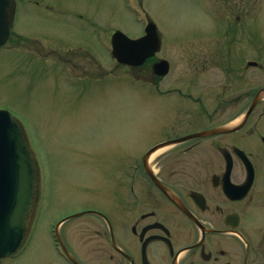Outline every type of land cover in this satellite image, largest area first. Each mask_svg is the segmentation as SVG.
Listing matches in <instances>:
<instances>
[{
	"label": "rangeland",
	"instance_id": "rangeland-1",
	"mask_svg": "<svg viewBox=\"0 0 264 264\" xmlns=\"http://www.w3.org/2000/svg\"><path fill=\"white\" fill-rule=\"evenodd\" d=\"M12 1L14 37L0 50V109L20 123L40 178L25 250L2 264H69L54 246L53 224L86 211L115 221V178L129 188L145 151L179 129L172 107L179 96L208 94L202 88L210 79L224 78V69L200 62L212 60L213 51L223 55L227 28L241 25L251 42L264 45V0ZM76 12L85 20L76 21ZM147 16L164 44L156 58L171 64L159 82L151 63L131 69L110 56L113 30L143 35ZM104 230L92 215L62 228L70 250L83 258L95 256Z\"/></svg>",
	"mask_w": 264,
	"mask_h": 264
},
{
	"label": "flooded vegetation",
	"instance_id": "flooded-vegetation-1",
	"mask_svg": "<svg viewBox=\"0 0 264 264\" xmlns=\"http://www.w3.org/2000/svg\"><path fill=\"white\" fill-rule=\"evenodd\" d=\"M74 15L85 20L82 13ZM226 33L223 55L213 51L212 60L200 62V68L224 69V78L210 79L202 88L208 94L179 96L181 102L172 105L179 129L147 149L138 171L129 174V188L116 175L115 221L106 212L93 214L105 228L98 232L94 257L73 253L61 230L70 254L63 255L66 262L264 264V45L253 33L251 42L241 25ZM156 62L155 57L151 66ZM219 129L227 131L189 138ZM165 142L173 145L154 152Z\"/></svg>",
	"mask_w": 264,
	"mask_h": 264
},
{
	"label": "water",
	"instance_id": "water-1",
	"mask_svg": "<svg viewBox=\"0 0 264 264\" xmlns=\"http://www.w3.org/2000/svg\"><path fill=\"white\" fill-rule=\"evenodd\" d=\"M9 0H0V48L10 35ZM112 57L121 64L142 66L161 49V41L154 24L146 35L132 40L121 32L112 38ZM169 63L154 65V73L164 77ZM253 107H251V110ZM224 132L217 130L198 135ZM37 174L25 135L18 122L7 110H0V259L13 257L22 246L26 226L37 196Z\"/></svg>",
	"mask_w": 264,
	"mask_h": 264
}]
</instances>
